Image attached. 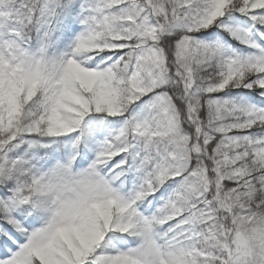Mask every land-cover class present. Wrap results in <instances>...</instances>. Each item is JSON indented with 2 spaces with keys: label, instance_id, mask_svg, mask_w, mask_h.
Segmentation results:
<instances>
[{
  "label": "snow or ice",
  "instance_id": "6c2138e0",
  "mask_svg": "<svg viewBox=\"0 0 264 264\" xmlns=\"http://www.w3.org/2000/svg\"><path fill=\"white\" fill-rule=\"evenodd\" d=\"M0 264H264V0H0Z\"/></svg>",
  "mask_w": 264,
  "mask_h": 264
}]
</instances>
